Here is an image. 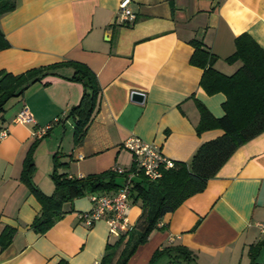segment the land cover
<instances>
[{"label": "crops", "instance_id": "0c3cea01", "mask_svg": "<svg viewBox=\"0 0 264 264\" xmlns=\"http://www.w3.org/2000/svg\"><path fill=\"white\" fill-rule=\"evenodd\" d=\"M16 1L14 11L0 16V32L10 44L0 52V71L19 75L57 63H81L95 73L101 93L79 146L69 113L84 89L67 79L74 74L71 68L33 84L8 104L11 112L0 114V130L9 132L0 139V235L5 227L17 230L0 264H100L117 237L110 235L106 220L92 226L82 221L81 215L93 208L90 195L65 203L64 216L46 234L31 229L41 205L20 175L37 140L34 131L53 124L35 148L32 178L47 196L55 190V159L62 165L58 174L68 178L115 167L130 170L133 157L122 144L132 136L157 144L175 163L189 164L201 145L223 135L220 129L198 135L195 101L217 119L225 115L226 101L223 94L209 96L201 89L203 71L189 63L191 42H202L218 58V72H238L241 62H226L236 51V38L247 34L264 50V0H132V24L118 20L122 0ZM135 92L144 95L142 102L133 99ZM24 106L33 122L17 124ZM140 209L131 202L121 234L135 227ZM262 224L264 133L234 153L203 192L164 216L127 264H150L156 251L176 246L192 253L187 264H251V248L264 242ZM170 261L166 256L156 264ZM257 263L264 264V244Z\"/></svg>", "mask_w": 264, "mask_h": 264}, {"label": "trees", "instance_id": "16d2710c", "mask_svg": "<svg viewBox=\"0 0 264 264\" xmlns=\"http://www.w3.org/2000/svg\"><path fill=\"white\" fill-rule=\"evenodd\" d=\"M16 6V0H0V16L14 11ZM191 45L194 52L189 63L203 71L201 89L209 96L223 94L226 98L223 103L225 115L220 119L196 100L200 122L195 129L198 135L214 129L222 130L223 135L201 145L189 164L176 162L174 168L165 170L162 178L155 181H149L142 172H137L134 164L125 174L112 170L84 178H68L58 174L62 165L55 159L52 173L55 190L51 196L44 194L32 182L36 172L35 148L41 139L36 140L27 152L20 175L21 182L41 205L40 214L31 224L32 230L39 235L46 234L64 216L65 203L93 193L116 192L124 186L130 174H136L130 182L129 198L133 205L141 208L139 221L133 229L107 245L100 263L127 264L137 248L148 241L164 216L174 213L190 196L203 192L209 180L218 175L234 153L264 133V50L247 34L236 38V51L226 62L234 64L238 61L242 66L238 72L227 76L214 68L218 58L206 50L202 42L194 40ZM9 47L0 32V52ZM64 68L74 70L73 76L67 79L80 83L84 89L80 103L69 113L75 122L74 144L79 146L84 141L101 93L95 73L84 64L57 63L19 75L0 71V113L5 112L8 104L33 84L47 77L60 76L59 71ZM16 233L15 228L5 227L0 235V254L11 245ZM263 244L251 248V264H258L257 257ZM166 256L171 259L169 264H187L192 253L183 246L168 247L156 251L149 263L156 264Z\"/></svg>", "mask_w": 264, "mask_h": 264}, {"label": "built area", "instance_id": "2783aa9c", "mask_svg": "<svg viewBox=\"0 0 264 264\" xmlns=\"http://www.w3.org/2000/svg\"><path fill=\"white\" fill-rule=\"evenodd\" d=\"M132 0H122L119 5L118 20L121 23L132 24L136 20V15L129 10ZM60 119H56L58 123ZM33 118L29 109L24 106L21 112L16 116L15 123L30 124ZM53 124L39 128L34 131L33 137L40 140L48 135ZM9 135L7 129L0 130V139H5ZM123 148L131 153L133 164L137 172H142L149 181H155L163 176V172L175 167V162L168 159L161 151V148L154 143H148L137 136L128 138ZM113 172L125 174V169L115 167ZM136 174H130L124 186L113 195L108 194H90L93 208L89 212L81 215L82 221L87 226H92L96 222L106 220L109 226V232L112 237H119L127 229L128 215L131 209L130 201V182ZM264 234V224L261 225V231Z\"/></svg>", "mask_w": 264, "mask_h": 264}, {"label": "water", "instance_id": "95a60500", "mask_svg": "<svg viewBox=\"0 0 264 264\" xmlns=\"http://www.w3.org/2000/svg\"><path fill=\"white\" fill-rule=\"evenodd\" d=\"M132 97L134 100L139 101V102H142L144 100V95L140 93L135 92L132 94Z\"/></svg>", "mask_w": 264, "mask_h": 264}, {"label": "rangeland", "instance_id": "374dc122", "mask_svg": "<svg viewBox=\"0 0 264 264\" xmlns=\"http://www.w3.org/2000/svg\"><path fill=\"white\" fill-rule=\"evenodd\" d=\"M7 110H8V112H11L12 111V108L10 107V108H6ZM4 113V112H3ZM3 113H0V114H3ZM0 123H1V121H0ZM40 182H42L43 183V181H44V177L42 178V179H40L39 180ZM33 182V181H32ZM33 184H34V182H33Z\"/></svg>", "mask_w": 264, "mask_h": 264}]
</instances>
